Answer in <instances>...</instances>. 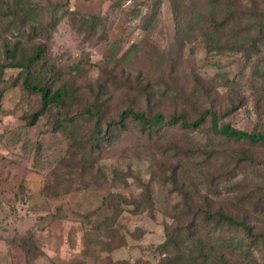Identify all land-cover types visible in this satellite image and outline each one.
<instances>
[{
    "label": "rangeland",
    "instance_id": "374dc122",
    "mask_svg": "<svg viewBox=\"0 0 264 264\" xmlns=\"http://www.w3.org/2000/svg\"><path fill=\"white\" fill-rule=\"evenodd\" d=\"M22 1L30 18H0V61L2 45L42 43L74 92L30 126L38 96L15 69L0 78V264H264L260 240L202 219L220 212L264 233V146L225 141L208 119L105 126L124 109L186 121L210 109L218 125L264 132L259 19L212 32L209 0ZM239 1L264 15V0ZM92 105L97 135L82 112Z\"/></svg>",
    "mask_w": 264,
    "mask_h": 264
},
{
    "label": "trees",
    "instance_id": "16d2710c",
    "mask_svg": "<svg viewBox=\"0 0 264 264\" xmlns=\"http://www.w3.org/2000/svg\"><path fill=\"white\" fill-rule=\"evenodd\" d=\"M160 0H155V4L158 5ZM239 0H209V14L208 20L212 25V32L215 30H223L227 28L231 23L240 21L241 15H248L259 19L256 23L258 38L262 37L264 33V15L261 12L255 11L252 15L251 12L236 9ZM250 7L255 10V3L253 0H246ZM240 2V1H239ZM25 3L22 0H0V18L6 19L8 17L15 18L19 10H22L25 14L24 20L27 16L30 18L31 10L24 6ZM217 19V20H216ZM23 20V21H24ZM53 26V24H51ZM34 31L35 28H30ZM213 34L203 33L205 41L213 44L217 39L213 41ZM32 39H28L26 44H30ZM25 42V41H24ZM29 42V43H27ZM217 43V42H216ZM254 48V47H253ZM3 55L0 61V78L4 74L5 70L15 69L19 79V85L25 92H29L38 96L39 107L37 111L28 117L27 125H33L37 118L43 114V112L49 106H55L59 110L65 102L73 95V88L68 85L65 80H61L58 77L57 71L50 67L45 59L44 46L42 43H35L31 45L21 46L20 42L14 43L11 46L8 44L2 45ZM53 80L49 82L48 80ZM91 111H94L93 113ZM87 116H92L93 121V133H99L100 117L98 107L92 105V108L82 111ZM128 119L131 122L137 124L143 131H155L159 126H173L178 125L182 129L198 130L205 119H208V130L213 135L219 136L221 139L229 142H246L249 144H258L264 146V132H243L233 129L229 125H218L216 115L210 109H205L199 113L198 117L192 121H186L182 117L171 116L164 120L158 113H151L147 111L134 112L131 109L122 110L116 117V120H110L105 123L106 128H110L112 125L121 124L122 120ZM55 129H62V124L59 121L54 122ZM92 133V134H93ZM97 135V134H96ZM203 223L205 225L213 224V228L228 227H240L245 235L252 241L256 242L260 240L264 243V233L255 234L251 232V228L245 225L243 222H237L231 217L222 214L220 212L209 213L204 211L202 214ZM170 239V238H169ZM171 240L163 243L160 248H163V252L167 250L168 244ZM172 243L171 245L175 244ZM171 247V246H170Z\"/></svg>",
    "mask_w": 264,
    "mask_h": 264
}]
</instances>
